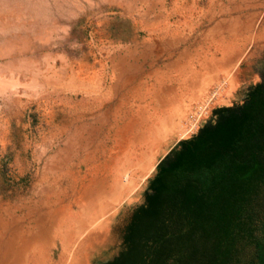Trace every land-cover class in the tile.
Wrapping results in <instances>:
<instances>
[{
    "label": "rangeland",
    "instance_id": "obj_1",
    "mask_svg": "<svg viewBox=\"0 0 264 264\" xmlns=\"http://www.w3.org/2000/svg\"><path fill=\"white\" fill-rule=\"evenodd\" d=\"M263 71L264 0H0V264L115 257L157 161Z\"/></svg>",
    "mask_w": 264,
    "mask_h": 264
},
{
    "label": "trees",
    "instance_id": "obj_2",
    "mask_svg": "<svg viewBox=\"0 0 264 264\" xmlns=\"http://www.w3.org/2000/svg\"><path fill=\"white\" fill-rule=\"evenodd\" d=\"M154 168L101 264H264V71Z\"/></svg>",
    "mask_w": 264,
    "mask_h": 264
},
{
    "label": "built area",
    "instance_id": "obj_3",
    "mask_svg": "<svg viewBox=\"0 0 264 264\" xmlns=\"http://www.w3.org/2000/svg\"><path fill=\"white\" fill-rule=\"evenodd\" d=\"M205 105H201L200 108L198 110H195L191 113V118L193 120H196V118L198 117V115H202L204 113H206L207 109H204Z\"/></svg>",
    "mask_w": 264,
    "mask_h": 264
},
{
    "label": "bare ground",
    "instance_id": "obj_4",
    "mask_svg": "<svg viewBox=\"0 0 264 264\" xmlns=\"http://www.w3.org/2000/svg\"><path fill=\"white\" fill-rule=\"evenodd\" d=\"M151 134V133H150ZM56 238V237H55ZM81 248V247H80ZM75 254V253H74ZM74 256V255H73Z\"/></svg>",
    "mask_w": 264,
    "mask_h": 264
},
{
    "label": "crops",
    "instance_id": "obj_5",
    "mask_svg": "<svg viewBox=\"0 0 264 264\" xmlns=\"http://www.w3.org/2000/svg\"><path fill=\"white\" fill-rule=\"evenodd\" d=\"M225 104H227V103H225Z\"/></svg>",
    "mask_w": 264,
    "mask_h": 264
}]
</instances>
